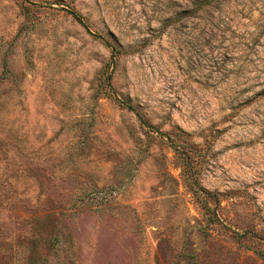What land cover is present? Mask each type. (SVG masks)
Returning <instances> with one entry per match:
<instances>
[{
	"label": "rangeland",
	"instance_id": "rangeland-1",
	"mask_svg": "<svg viewBox=\"0 0 264 264\" xmlns=\"http://www.w3.org/2000/svg\"><path fill=\"white\" fill-rule=\"evenodd\" d=\"M209 1L0 0V264H264V0Z\"/></svg>",
	"mask_w": 264,
	"mask_h": 264
},
{
	"label": "trees",
	"instance_id": "trees-1",
	"mask_svg": "<svg viewBox=\"0 0 264 264\" xmlns=\"http://www.w3.org/2000/svg\"><path fill=\"white\" fill-rule=\"evenodd\" d=\"M215 0H211L209 2H213ZM69 15L78 23H80L83 26V23L79 20V17L73 12V11H68ZM96 38L101 40L103 44L107 47H109L113 53L117 54L118 51H116L115 47L111 45L108 41L100 37L99 35H95ZM104 87L106 92L110 94V96H114L113 91L109 85V78L105 77L104 81ZM114 100L118 102V104L122 107L125 108L126 110L132 112L134 116L137 118V120L140 122V124H143L147 126L141 119L140 115L135 111V109L126 103L125 101H120L119 99L114 97ZM42 236V232L40 233ZM40 239L36 240H31L29 242V247H28V254L26 256V262L27 264H54L52 263V250L55 247V244L57 243V240L55 238L49 239V238H42L39 237ZM46 251L43 253L42 251ZM50 254V255H49Z\"/></svg>",
	"mask_w": 264,
	"mask_h": 264
}]
</instances>
